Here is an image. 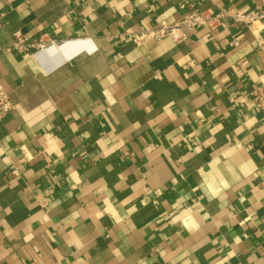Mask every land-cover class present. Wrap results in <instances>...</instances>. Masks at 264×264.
<instances>
[{"label":"crops","instance_id":"crops-1","mask_svg":"<svg viewBox=\"0 0 264 264\" xmlns=\"http://www.w3.org/2000/svg\"><path fill=\"white\" fill-rule=\"evenodd\" d=\"M263 5L0 0V264H264V26L133 38Z\"/></svg>","mask_w":264,"mask_h":264},{"label":"built area","instance_id":"built-area-1","mask_svg":"<svg viewBox=\"0 0 264 264\" xmlns=\"http://www.w3.org/2000/svg\"><path fill=\"white\" fill-rule=\"evenodd\" d=\"M225 18H229L233 24L246 27L249 31L254 34L260 30L259 25L264 26V5L260 9H252L249 11H231L230 13L219 12L212 13L207 9L201 7H189L185 11L184 23L167 24L162 23L159 29L145 31L134 35L135 41L145 40L148 37H157L161 35H170L176 29L182 25L187 28H195L199 25H205L211 28H215ZM61 43V40L56 39L49 33H41L37 38L31 39L29 36L17 32L14 34L11 46L21 53H37L45 51L51 47H55ZM254 103L257 109L264 117V81L256 86L252 93ZM14 108L12 99L0 81V118L9 113Z\"/></svg>","mask_w":264,"mask_h":264}]
</instances>
